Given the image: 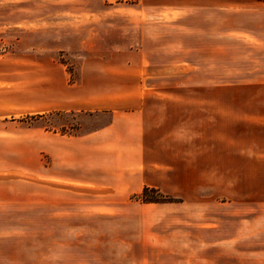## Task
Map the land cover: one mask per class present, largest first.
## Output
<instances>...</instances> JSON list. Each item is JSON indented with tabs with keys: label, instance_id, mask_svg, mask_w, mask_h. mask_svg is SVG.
Segmentation results:
<instances>
[{
	"label": "rangeland",
	"instance_id": "1",
	"mask_svg": "<svg viewBox=\"0 0 264 264\" xmlns=\"http://www.w3.org/2000/svg\"><path fill=\"white\" fill-rule=\"evenodd\" d=\"M85 60L180 98L174 187L145 186L163 202L74 213V187L44 180L54 134L95 116L10 111L8 79L46 72L58 94ZM0 89V264H264V0H0Z\"/></svg>",
	"mask_w": 264,
	"mask_h": 264
},
{
	"label": "crops",
	"instance_id": "2",
	"mask_svg": "<svg viewBox=\"0 0 264 264\" xmlns=\"http://www.w3.org/2000/svg\"><path fill=\"white\" fill-rule=\"evenodd\" d=\"M126 65L85 60L78 66V81L63 83L61 92L53 95L41 91L46 85V72L24 71V78L17 84L8 79L5 96L13 109L10 111L22 115L57 111L95 116L93 121H80V129L72 135L53 136L57 154L53 163L63 167L62 173L61 177L44 180L59 187H74V213H127L133 206L132 198L145 186L174 187L170 180L176 169L174 133L176 126L184 133L185 122L182 119L176 124L168 113L180 98L170 92L132 91L136 83ZM36 77L37 94L29 89ZM186 101L190 107L189 95ZM180 106L184 109L185 104ZM96 115L109 118L103 120ZM89 121L94 124L89 125Z\"/></svg>",
	"mask_w": 264,
	"mask_h": 264
},
{
	"label": "trees",
	"instance_id": "3",
	"mask_svg": "<svg viewBox=\"0 0 264 264\" xmlns=\"http://www.w3.org/2000/svg\"><path fill=\"white\" fill-rule=\"evenodd\" d=\"M151 192L159 193V190L155 189V188L145 187L143 189V192L140 194V196H138V199H140L144 203H159V202H163L162 199L160 200L158 198L149 197V193H151Z\"/></svg>",
	"mask_w": 264,
	"mask_h": 264
}]
</instances>
